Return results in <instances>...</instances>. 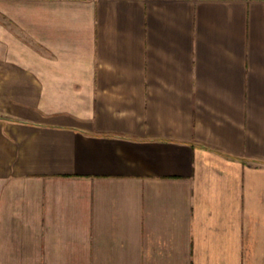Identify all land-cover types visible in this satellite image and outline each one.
Wrapping results in <instances>:
<instances>
[{"label":"crops","instance_id":"crops-1","mask_svg":"<svg viewBox=\"0 0 264 264\" xmlns=\"http://www.w3.org/2000/svg\"><path fill=\"white\" fill-rule=\"evenodd\" d=\"M0 264H264V0H0Z\"/></svg>","mask_w":264,"mask_h":264}]
</instances>
